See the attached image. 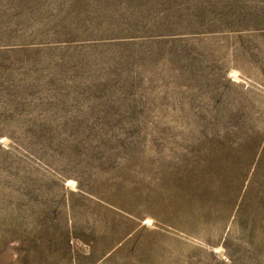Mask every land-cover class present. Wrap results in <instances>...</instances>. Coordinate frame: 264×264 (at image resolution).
Wrapping results in <instances>:
<instances>
[{"label": "rangeland", "instance_id": "obj_1", "mask_svg": "<svg viewBox=\"0 0 264 264\" xmlns=\"http://www.w3.org/2000/svg\"><path fill=\"white\" fill-rule=\"evenodd\" d=\"M41 263L264 264V0H0V264Z\"/></svg>", "mask_w": 264, "mask_h": 264}, {"label": "crops", "instance_id": "obj_2", "mask_svg": "<svg viewBox=\"0 0 264 264\" xmlns=\"http://www.w3.org/2000/svg\"><path fill=\"white\" fill-rule=\"evenodd\" d=\"M40 256V258H46L47 257V255H49V254H46V253H41V254H39ZM43 256V257H42ZM38 257V256H37ZM45 260V259H44ZM41 264H43V263H41ZM44 264H46V263H44Z\"/></svg>", "mask_w": 264, "mask_h": 264}]
</instances>
